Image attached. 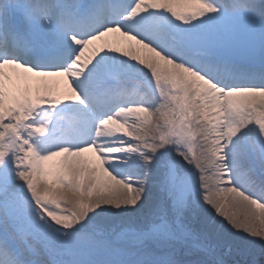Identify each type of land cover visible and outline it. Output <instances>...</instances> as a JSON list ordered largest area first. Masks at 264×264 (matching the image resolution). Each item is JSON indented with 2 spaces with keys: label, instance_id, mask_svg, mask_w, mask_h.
<instances>
[{
  "label": "snow or ice",
  "instance_id": "snow-or-ice-1",
  "mask_svg": "<svg viewBox=\"0 0 264 264\" xmlns=\"http://www.w3.org/2000/svg\"><path fill=\"white\" fill-rule=\"evenodd\" d=\"M0 264H264V0H0Z\"/></svg>",
  "mask_w": 264,
  "mask_h": 264
},
{
  "label": "bare ground",
  "instance_id": "bare-ground-1",
  "mask_svg": "<svg viewBox=\"0 0 264 264\" xmlns=\"http://www.w3.org/2000/svg\"><path fill=\"white\" fill-rule=\"evenodd\" d=\"M87 156H90L91 154H86Z\"/></svg>",
  "mask_w": 264,
  "mask_h": 264
}]
</instances>
